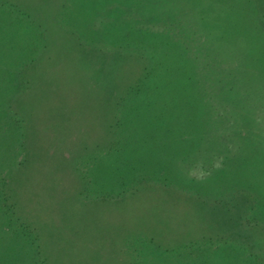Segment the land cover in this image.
Wrapping results in <instances>:
<instances>
[{
    "label": "rangeland",
    "instance_id": "1",
    "mask_svg": "<svg viewBox=\"0 0 264 264\" xmlns=\"http://www.w3.org/2000/svg\"><path fill=\"white\" fill-rule=\"evenodd\" d=\"M211 2L225 22L218 37L197 18L214 9L209 0H0V218L29 225L47 264H264V218L243 189L246 173H264V0ZM237 31L251 36L248 44ZM195 39L225 71L226 90L241 94L219 97L216 85L211 101L221 100L236 118L229 124L252 135L249 150L214 168L210 183L186 188L185 180L154 178L137 147L130 161L115 163L118 140L108 139L106 120L146 67L167 62L176 77L157 83L167 96L143 103L176 109L169 132L183 144V120L195 108L185 93L196 85L174 83L192 73ZM227 132L207 135L220 143L210 155L224 151ZM160 151L153 157L165 170L172 152Z\"/></svg>",
    "mask_w": 264,
    "mask_h": 264
},
{
    "label": "trees",
    "instance_id": "2",
    "mask_svg": "<svg viewBox=\"0 0 264 264\" xmlns=\"http://www.w3.org/2000/svg\"><path fill=\"white\" fill-rule=\"evenodd\" d=\"M211 1L209 0V3L214 9L200 10L202 12V17H200L198 14L197 18H200L198 22L205 23V25L203 24V26H206L207 28L210 27V30H216L215 34H217L218 37L221 36L224 32L225 22L222 21V23H219L217 18H214L215 11H219V9H216L218 7V4L212 3ZM213 1L218 3L219 0ZM233 9L234 8L227 9V13L232 12ZM254 9V7H250L249 11H252ZM236 12L241 15L240 9L236 10ZM259 12L260 11H257V13ZM260 16L264 18V10L262 14H259L258 19L260 18ZM259 21L260 20H258V22ZM198 22L197 25H199ZM263 22L264 20H262L260 23ZM251 25L253 27L258 26L257 23ZM220 26L222 27L219 28ZM235 34L236 35L234 36H236L238 39L242 41L244 40L243 44H248L247 41L250 40V35H245L239 31H237ZM193 43L194 54L190 61V64L193 67L191 71L192 73L190 75L185 73V78L181 79V81L177 79L174 83L176 87L180 86L184 88L188 85V79L192 78V85H196V88H194L193 91H190L189 96V91H186L185 93L187 97L191 99L190 108H195L191 109V112L189 111L191 115H188L189 117L183 120L186 125L189 126L186 130V133L190 135L188 137H184L183 144L178 145V143H176L177 141L175 140V135L170 134L169 132L171 126L175 123L173 122V117L175 116V120L179 117V113L176 111V109H169L160 106L158 107L157 104L144 105L143 103L145 101L153 100L157 94L162 96L166 94L163 91H159L160 87L157 84L158 80H162L164 78V80H168L165 83L167 84L172 83L174 77H176L174 76L175 69L173 67L169 68V64L167 62H165V64H163L162 62V64L159 63L152 67H146V74H144V78L141 83L137 84V86H133V88H131L130 90H126L125 93L127 94L124 93L123 95L119 96V100L117 103L118 106L116 107V109L118 110L117 115L115 117L114 115H111L109 119L106 120L107 136L109 137L108 139H110L111 141V137L115 136L118 140L115 141L114 144L116 150L115 156L119 155L115 163L119 164V161L121 160L124 161L122 162L123 164L127 161H130L126 154H131L133 151L129 150H133L137 147L136 153H139L138 157H145L147 159L150 158L152 160L154 168L158 172L153 176L154 178H162V181L166 184L174 183L177 179L181 182L185 180L186 188L192 184L210 183L211 176L208 175L211 174V171L214 168H216L218 165L225 164L227 161L228 165L232 164L233 161L238 158L237 155L239 154V152H246L249 150V135H252L248 134L250 128L248 129L243 124L241 125L243 127L242 129L234 126L232 127L229 124V121H236V118L226 116L228 114H225L224 110L227 107H224V104L221 100L218 102L211 101V97L214 98V94L216 95V90H219L214 88V86L216 85L217 88L221 89L219 90L220 94H222L221 96L217 92L219 97L225 95L227 97L232 96L234 98H237L241 97V94L238 91L237 93L236 90L234 91V89L226 90L227 87L224 80L225 71H217L219 69L213 63V55L211 54V52H209L208 44H205L204 47L200 46L199 42L196 39ZM184 50H186L185 47ZM206 52L208 55L206 54L205 58H201V56ZM222 62L223 61L221 60V63ZM205 67L207 69H204ZM160 70L161 72L157 74V72ZM233 74L234 73H231V75ZM180 75L184 76V74ZM248 83H253V81H247V84ZM228 91L230 93L226 94V92ZM211 92H213L214 94H212ZM165 96H167V94ZM184 112L188 114V109L186 108ZM192 112H195V114H193ZM240 115H243L242 111ZM248 123L249 121L246 120L245 124ZM225 126H228L230 132H227L229 140L227 143H224V151L218 153L214 152L210 155L211 151H213L216 147H220V143L218 138L207 135H210V132L212 133V131H218L219 133L223 128H225ZM141 130L143 131L140 135L139 131ZM117 131L118 135L116 133ZM231 131L234 133L236 132L235 135H233L234 139L232 138V136H229V133L232 134ZM119 132L123 134L120 135ZM141 136H144V140L141 139ZM192 136H194L197 141L194 145L188 142L189 139L192 138ZM252 137L253 136H251V139ZM161 139L163 140V143H161ZM157 140L160 141L158 142ZM262 145L263 144H261L260 146ZM178 146H181L188 152L195 153L191 156L182 154L179 152L177 148ZM108 148L109 146L106 147V151ZM165 148L168 150V152H172V155L165 154L167 162L165 167L167 169L163 170L160 168V164L155 161L157 157L153 156L157 155L160 158V150ZM143 149L147 150L148 154H146V156L144 152L143 154H140L142 153L141 150ZM199 162L201 164H199ZM249 162L250 160L244 161V163H247L248 165ZM6 163L8 164L7 160ZM239 163L241 164L243 162L240 161ZM244 163L243 167L248 168ZM4 167L5 166L0 167V170ZM200 173H207L206 176L208 177L203 179L200 175L201 180L198 177L196 178V175ZM244 178L248 183H245L246 186H243V189L250 192L247 193L249 197L252 196L255 200H258V209L260 210L261 218H264V173H262V171L256 170L251 173H246L244 175ZM1 184H3V182H0V185ZM253 219L256 220V217L252 214H250L247 218L248 222L250 223L253 222ZM0 220V264L48 263L46 259H42V247L39 244H36L34 239L28 237L27 226L29 225H18V222L13 221L12 218H0Z\"/></svg>",
    "mask_w": 264,
    "mask_h": 264
}]
</instances>
